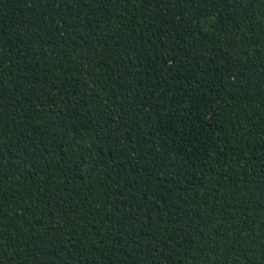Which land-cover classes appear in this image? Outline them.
<instances>
[{
	"label": "trees",
	"instance_id": "obj_1",
	"mask_svg": "<svg viewBox=\"0 0 264 264\" xmlns=\"http://www.w3.org/2000/svg\"><path fill=\"white\" fill-rule=\"evenodd\" d=\"M0 264H264V0H0Z\"/></svg>",
	"mask_w": 264,
	"mask_h": 264
}]
</instances>
